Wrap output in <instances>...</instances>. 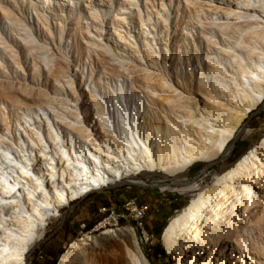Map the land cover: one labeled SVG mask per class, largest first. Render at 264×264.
Segmentation results:
<instances>
[{
  "label": "bare ground",
  "instance_id": "bare-ground-1",
  "mask_svg": "<svg viewBox=\"0 0 264 264\" xmlns=\"http://www.w3.org/2000/svg\"><path fill=\"white\" fill-rule=\"evenodd\" d=\"M185 2L200 28V55L193 43L197 66L187 61V76L177 74L174 81L166 61L165 68L151 69L119 57V76L145 100L131 120L122 121L121 132L108 119L102 99L93 100L90 93L89 105L79 98L67 103L59 91L45 96L38 106L43 117L30 113V120L33 114L36 119L20 126L22 132L14 133L8 124L0 129V264H29L47 225L70 201L92 190L143 183L135 180L143 171L176 175L225 156L245 117L264 104V0ZM138 19L141 26L151 23L150 15L147 22L140 14ZM117 20L128 27L126 15ZM114 31L134 43L130 32L126 38L117 26ZM147 33L154 39L156 33ZM155 44L144 41L149 59L158 60ZM53 80L73 86L62 72ZM106 223L99 225V234L70 242L57 264H149L131 226L108 229ZM124 238L132 249H126ZM162 239L177 264H264V137L211 184L198 188L169 220Z\"/></svg>",
  "mask_w": 264,
  "mask_h": 264
},
{
  "label": "rangeland",
  "instance_id": "rangeland-1",
  "mask_svg": "<svg viewBox=\"0 0 264 264\" xmlns=\"http://www.w3.org/2000/svg\"><path fill=\"white\" fill-rule=\"evenodd\" d=\"M120 7L124 13H120ZM139 14L145 22L150 15L151 23L141 26ZM118 15H126L128 27L117 20ZM115 26L126 38V32H130L134 43L119 39ZM199 29L189 18L185 0H0V129L8 124L14 133L22 132L20 126L28 127L36 119L33 114L30 120V113L38 112L43 117L38 106L43 105L45 96L59 91V98L67 103L79 98L81 105H89L90 93L93 100L102 99L109 108L108 119L121 132L122 121L131 120L141 107L140 101L143 105L145 100L127 79L119 76L118 58L151 69L165 68L166 61V69L176 81L177 74L187 76V61L197 66L193 43L198 45L200 55L203 48ZM147 31L156 33L154 39L148 37ZM153 40L158 60L151 56L149 59L144 46V41ZM176 65L182 66L183 73L176 71ZM57 72L69 75L73 86L56 84L53 76ZM49 114L48 111L46 117ZM241 127V134L231 140L234 141L225 156L197 162L176 175L143 171L135 179L143 183L107 186L70 201L61 215L47 225L43 240L31 252L29 264H57L70 242L86 233L99 234V225L112 214H122L131 199L138 205H147L143 225L152 237L146 242L143 227L137 228L130 216H119V223L106 224L107 228L131 226L149 264H177L162 239L165 226L197 194L198 188L211 184L264 137V104L253 109ZM188 182L195 183V187L186 188ZM125 242L126 249H132L129 240Z\"/></svg>",
  "mask_w": 264,
  "mask_h": 264
},
{
  "label": "built area",
  "instance_id": "built-area-1",
  "mask_svg": "<svg viewBox=\"0 0 264 264\" xmlns=\"http://www.w3.org/2000/svg\"><path fill=\"white\" fill-rule=\"evenodd\" d=\"M147 205H138L135 201V199H131L129 202H127V206L125 207V210L123 211L122 214L120 215H116V217H108L107 223L106 224H112V225H116L119 222V216L127 218V216H130L132 221H136V223L138 225H142L143 227V235H144V239L147 242L149 240V238L152 237V235H150L148 233V231L145 230L143 222H144V214H145V210H147ZM105 221V220H104ZM100 224V223H99Z\"/></svg>",
  "mask_w": 264,
  "mask_h": 264
},
{
  "label": "water",
  "instance_id": "water-1",
  "mask_svg": "<svg viewBox=\"0 0 264 264\" xmlns=\"http://www.w3.org/2000/svg\"><path fill=\"white\" fill-rule=\"evenodd\" d=\"M242 129H243V127H241L239 130H238V132L236 133V136H235V138H237L240 134H241V132H242Z\"/></svg>",
  "mask_w": 264,
  "mask_h": 264
},
{
  "label": "trees",
  "instance_id": "trees-1",
  "mask_svg": "<svg viewBox=\"0 0 264 264\" xmlns=\"http://www.w3.org/2000/svg\"><path fill=\"white\" fill-rule=\"evenodd\" d=\"M163 252V251H162Z\"/></svg>",
  "mask_w": 264,
  "mask_h": 264
}]
</instances>
